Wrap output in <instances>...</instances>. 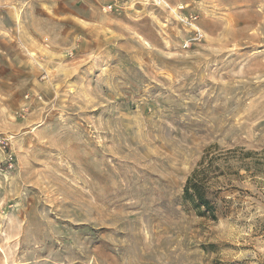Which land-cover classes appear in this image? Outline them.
Here are the masks:
<instances>
[{
    "label": "rangeland",
    "instance_id": "374dc122",
    "mask_svg": "<svg viewBox=\"0 0 264 264\" xmlns=\"http://www.w3.org/2000/svg\"><path fill=\"white\" fill-rule=\"evenodd\" d=\"M0 264H264V0H0Z\"/></svg>",
    "mask_w": 264,
    "mask_h": 264
},
{
    "label": "trees",
    "instance_id": "16d2710c",
    "mask_svg": "<svg viewBox=\"0 0 264 264\" xmlns=\"http://www.w3.org/2000/svg\"><path fill=\"white\" fill-rule=\"evenodd\" d=\"M207 160V161H206ZM217 159H201L197 166L187 177L183 189L181 199L184 203L188 204L193 211L199 215L209 219H217V202L218 197H215L217 191L214 190L215 182L210 174L211 169ZM220 172V167H214ZM217 178V177H216ZM214 182V183H213Z\"/></svg>",
    "mask_w": 264,
    "mask_h": 264
},
{
    "label": "bare ground",
    "instance_id": "6f19581e",
    "mask_svg": "<svg viewBox=\"0 0 264 264\" xmlns=\"http://www.w3.org/2000/svg\"><path fill=\"white\" fill-rule=\"evenodd\" d=\"M7 257V256H6Z\"/></svg>",
    "mask_w": 264,
    "mask_h": 264
},
{
    "label": "built area",
    "instance_id": "2783aa9c",
    "mask_svg": "<svg viewBox=\"0 0 264 264\" xmlns=\"http://www.w3.org/2000/svg\"><path fill=\"white\" fill-rule=\"evenodd\" d=\"M11 159V158H10Z\"/></svg>",
    "mask_w": 264,
    "mask_h": 264
}]
</instances>
